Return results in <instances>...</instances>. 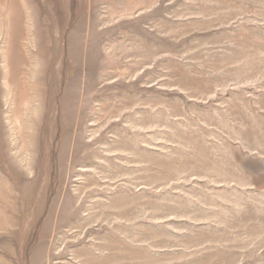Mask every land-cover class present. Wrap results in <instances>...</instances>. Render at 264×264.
I'll return each mask as SVG.
<instances>
[{
  "label": "rangeland",
  "instance_id": "obj_1",
  "mask_svg": "<svg viewBox=\"0 0 264 264\" xmlns=\"http://www.w3.org/2000/svg\"><path fill=\"white\" fill-rule=\"evenodd\" d=\"M0 264H264V0H0Z\"/></svg>",
  "mask_w": 264,
  "mask_h": 264
}]
</instances>
